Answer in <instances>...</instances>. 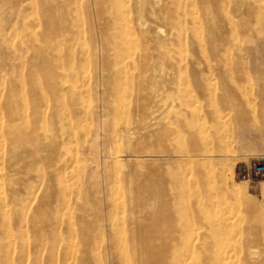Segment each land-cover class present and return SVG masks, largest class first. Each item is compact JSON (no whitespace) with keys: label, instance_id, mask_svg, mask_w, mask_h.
Listing matches in <instances>:
<instances>
[{"label":"bare ground","instance_id":"obj_1","mask_svg":"<svg viewBox=\"0 0 264 264\" xmlns=\"http://www.w3.org/2000/svg\"><path fill=\"white\" fill-rule=\"evenodd\" d=\"M130 1V6L125 5L126 0L96 1L97 36L90 43L86 57L98 65L97 75H84L82 80L86 85H77L75 77L71 85H66L65 65L70 61L80 65L84 60L80 37H74L78 24L69 22L72 18L65 14L57 0H32L30 15L18 21L11 17L22 0H0L1 72L6 70L7 49L15 51L14 56L19 61L14 68L18 71L17 81L10 83L4 77L2 82L7 86L0 90V136L9 140L14 156L21 152L32 156L27 150V144L32 141L38 142L39 148L44 147L36 129L40 121L58 128L75 122L79 110L84 111L97 92L113 98L118 108L116 115L125 117L123 128L114 117L110 137L127 145L122 152L130 158L147 153L139 140L153 138L157 143H165L171 139L169 133L158 135V99L169 105L168 101L178 98L187 109L177 113L181 117L180 129L185 131V142L174 151L164 150L166 158L174 159L173 167L147 172L149 182L127 190L130 214L123 225L112 220L113 212L118 209L113 195L104 194L105 197L97 201H85L77 241L70 225H65L62 219L43 221L36 231L39 241L31 244L29 255L35 254L36 264H236V261L253 264L251 259L256 255L250 244L228 238L222 222L210 225L195 237L189 232L191 224L204 223L210 211L216 208L214 194L222 178L218 158L222 156L224 138L218 132L224 113L222 107L209 108L206 117L189 112L192 98L189 90L200 89L207 97L210 85H239L231 70L216 69L210 63L222 57V47L216 44L222 34L214 23L217 16L214 8H223V5L216 0L205 1L208 22L212 25L208 35L213 42H208L207 52L194 54L188 62L194 85H185V81L177 77L182 65L173 54L174 45L182 42L178 33L180 37L176 38L178 43L175 42V34L178 28L184 29L181 27L184 13L162 9L160 0ZM238 1L230 0L233 5ZM184 5L185 2L176 3L182 9ZM106 6L111 14L108 21L103 19ZM30 16L35 17V21ZM159 20L163 27L158 25ZM236 20L238 18L225 14L223 23ZM25 28L31 30L30 33H26ZM93 31L91 27L90 33ZM30 35L34 38L33 44L27 45L25 38ZM114 81L125 85H115ZM221 97L230 103L234 93L223 92ZM205 122L210 124L213 133L200 129ZM100 126L107 129L111 124L103 121ZM70 129L64 133L68 140L73 136ZM174 136L178 138V133ZM257 136L264 139V132H257ZM137 137L138 142H134ZM66 141L64 137L48 142L50 160L64 159ZM98 149L92 148L88 163L82 169L85 183L95 178L97 172H101V178L107 182L112 175L111 167L117 162L110 163L109 156L101 160ZM262 185L264 188V182ZM244 191L235 190V193L244 197ZM43 236L50 240L46 253L38 249ZM4 238H9L7 232ZM11 252L8 244L2 254L3 264H12L9 262Z\"/></svg>","mask_w":264,"mask_h":264},{"label":"rangeland","instance_id":"obj_2","mask_svg":"<svg viewBox=\"0 0 264 264\" xmlns=\"http://www.w3.org/2000/svg\"><path fill=\"white\" fill-rule=\"evenodd\" d=\"M58 1L65 14L72 18L69 22L75 21L78 24L74 37H80L79 46L84 48V60L80 65H75L72 61L65 65L66 85H71L74 77L77 79V85H86V82L82 80L84 75H97L98 65L91 63L90 58L86 57L90 43L97 36V29L94 25L97 0ZM160 1L162 9L184 13L181 25L184 29L178 28L175 34V42L178 43L176 38L180 35L182 42L181 45L179 43L174 45L173 54L182 65L177 74L178 79L181 82L185 81V85H194L191 80L192 72L187 64L193 59L194 54L207 52L208 45L213 42L210 39L212 36L208 35V29L212 25L208 22L210 19L204 8L207 0ZM180 1L185 2V9L176 6V3ZM216 1L223 5V8H214V14L219 17H215L217 19H214V23L220 27L222 34V39L216 44L222 47V57L210 63L216 69L223 70L225 67L224 70H231L239 85H210L208 89L211 95L208 94L207 97L201 94L203 91L200 89L192 87L189 90L190 97H192L189 99V112L206 117L208 111L214 106L222 107V112H224L221 119L222 125L218 131L224 138L221 142L222 156L218 158L222 178L219 181L218 192L214 194L216 208L210 211L204 223L191 224L189 232L195 237L205 228L220 221L225 225L228 238L250 244L256 255L251 259L254 261L253 264H264V188L262 185L264 179L245 180L239 173L240 167L244 165L248 168L253 161L264 155V139L261 140L257 136V132H264V0H240L236 5H233L230 0ZM30 2L32 0H22L21 5L13 9L11 20L18 21L24 16H29ZM124 3L130 6L131 1L126 0ZM106 8L108 9L104 12V21H108L111 16L109 6ZM225 14L231 18H238V20L235 23H223ZM34 18L30 16V19L35 21ZM159 24L163 27L162 21L159 20ZM91 27H94L92 33H90ZM39 29L41 30L42 27L40 26ZM24 30L26 33L31 31L27 28ZM177 33L180 35L178 36ZM33 40L31 35L25 38L27 45H32ZM42 45L41 42V47ZM14 55L15 51L7 49L4 61L6 70L5 72L0 70V90L7 86V83L2 82L4 77L9 79L10 83L13 81L15 84L17 81L18 71L14 68L19 61ZM35 80L38 81L39 78ZM115 85L125 84L115 82ZM228 91L234 93L230 103L222 100L221 97L223 92ZM84 94L86 95V92ZM167 104L169 105H165L162 99H158V108L160 107L158 109V135L169 133L171 139L165 143L159 141L157 143L153 138L141 141L137 137L134 142L139 140L141 147L147 151L137 158L126 156L123 152L127 149V145L110 137L114 117L120 128L125 127L126 120L119 113L118 116L116 115L118 108L113 98L100 92L94 94L84 111L79 110V118L71 124L66 123L58 128L57 125L47 124V121H40L36 129H38L40 140L42 139L41 146L44 145V147L39 148L38 142L30 141L31 143L27 144V150L32 156H24L22 152L14 156L9 140L5 136H0V264H3L1 258L8 244L12 249V259L9 262L36 264L35 254H29L31 244L39 241L36 231L41 228L43 221L62 219L65 225H70L76 237L74 240L77 241L81 230V212L86 205V200L93 202L101 196L105 197L106 194L111 197L113 195L118 209L111 217L115 224L123 225L130 214L127 190L149 182L150 179L145 175L147 172L172 168L174 159L166 158L164 150L168 148L174 151L177 145L185 142V131L180 129L181 117L177 113L186 108L182 106L178 98L168 101ZM103 121L110 123L111 126L102 129L100 125ZM69 128L73 136L68 140L64 133ZM200 129L213 133L207 122L200 125ZM177 133L178 138L174 136ZM173 136L176 139L173 140ZM51 137L53 141L64 137L67 140L62 161H52L49 158L48 145L52 141ZM94 147H99L101 160L109 156L110 163L114 164L117 161L115 166L111 167L112 175L107 182L102 179L101 172H97V176L88 183L82 179V169L88 163L87 159ZM93 181L95 185L92 184ZM85 184L89 186H84ZM253 186H255L254 190H251ZM235 190H245L244 197L236 194ZM6 232L9 238H4ZM49 242L50 240L43 236L38 243L39 251L46 253ZM235 263L242 264L237 261Z\"/></svg>","mask_w":264,"mask_h":264},{"label":"built area","instance_id":"obj_3","mask_svg":"<svg viewBox=\"0 0 264 264\" xmlns=\"http://www.w3.org/2000/svg\"><path fill=\"white\" fill-rule=\"evenodd\" d=\"M248 179L259 180L264 179V155L252 162L247 168Z\"/></svg>","mask_w":264,"mask_h":264},{"label":"crops","instance_id":"obj_4","mask_svg":"<svg viewBox=\"0 0 264 264\" xmlns=\"http://www.w3.org/2000/svg\"><path fill=\"white\" fill-rule=\"evenodd\" d=\"M239 173L241 174L243 179L248 180L249 177H248V173H247V168L244 165L242 167H240Z\"/></svg>","mask_w":264,"mask_h":264}]
</instances>
